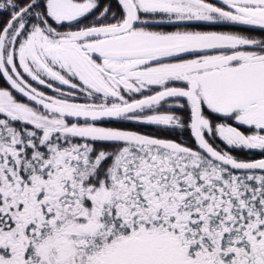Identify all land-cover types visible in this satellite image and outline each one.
Returning a JSON list of instances; mask_svg holds the SVG:
<instances>
[{"label":"snow or ice","instance_id":"6c2138e0","mask_svg":"<svg viewBox=\"0 0 264 264\" xmlns=\"http://www.w3.org/2000/svg\"><path fill=\"white\" fill-rule=\"evenodd\" d=\"M0 264H264V0H0Z\"/></svg>","mask_w":264,"mask_h":264}]
</instances>
